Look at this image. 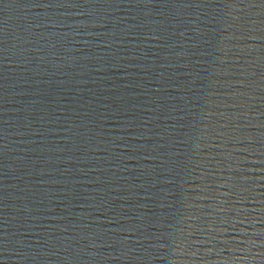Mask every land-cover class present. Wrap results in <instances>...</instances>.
<instances>
[{
	"label": "water",
	"instance_id": "obj_1",
	"mask_svg": "<svg viewBox=\"0 0 264 264\" xmlns=\"http://www.w3.org/2000/svg\"><path fill=\"white\" fill-rule=\"evenodd\" d=\"M0 264H264V0H0Z\"/></svg>",
	"mask_w": 264,
	"mask_h": 264
}]
</instances>
